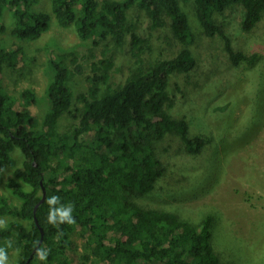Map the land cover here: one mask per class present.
Here are the masks:
<instances>
[{"label": "trees", "instance_id": "16d2710c", "mask_svg": "<svg viewBox=\"0 0 264 264\" xmlns=\"http://www.w3.org/2000/svg\"><path fill=\"white\" fill-rule=\"evenodd\" d=\"M38 1L0 0V18L13 14L12 36L38 40L54 17L51 28H72L86 50L51 52L40 112L34 89L15 92L4 82L5 66L21 65L23 48L0 46V173L10 170L9 194L0 193L5 264H240L213 248V215L192 218L179 205L149 201L163 184L182 197L207 190L206 175L190 180L170 169L173 157L217 161L216 139L178 111L198 86L191 79L199 66L182 2H192L206 38L222 40L228 63L251 71L239 77L245 82L259 53L234 47L224 14L239 7L240 28L250 33L264 0H52L50 13L35 10ZM76 77L85 85L75 92ZM64 115L73 123L63 125ZM61 208L71 209L74 223L49 222Z\"/></svg>", "mask_w": 264, "mask_h": 264}, {"label": "rangeland", "instance_id": "374dc122", "mask_svg": "<svg viewBox=\"0 0 264 264\" xmlns=\"http://www.w3.org/2000/svg\"><path fill=\"white\" fill-rule=\"evenodd\" d=\"M51 4L52 0H39L34 8L50 13ZM182 6L196 33L194 52L199 66L191 79L192 84H198L197 91L189 94V101L178 111L186 112L200 131L204 130L216 139L217 161L208 166L200 163L199 158L173 157L170 169L181 176H189L190 180L196 175H206L207 190L199 193L196 187L190 196L182 197L171 195L167 185L163 184V190L158 188L159 193L149 202L162 207L179 205L180 210L192 218L213 215L215 250L229 253L240 264H264V17L254 31L245 33L240 28L241 9L232 7L225 11L227 33L234 47L248 54L259 53V60L253 68L255 75L241 82L239 77L251 71L244 67L234 69L226 59L222 40L219 37L206 38L201 33L192 2L183 1ZM13 22L12 12L5 10L0 18V46L20 45L23 60L15 69L5 66L4 82L15 92L24 87L34 89L39 100L37 108L42 112L48 106L44 96L48 58L53 53L85 52L86 46L80 44L72 28L53 30L54 17L50 19L49 31L35 41H21L12 36ZM168 37L174 40L171 35ZM124 60L119 57L117 65L123 66ZM82 85H85L83 79L76 77L74 91L82 90ZM71 123L73 120L67 115L62 117L63 125ZM214 149L215 146H209L203 158L213 154ZM14 156L20 160L17 152ZM9 174L8 169L0 173V193L7 195L5 180ZM201 205L207 206L199 207ZM4 222L5 218H0V223ZM75 240L82 252L85 249L83 241L78 237Z\"/></svg>", "mask_w": 264, "mask_h": 264}, {"label": "clouds", "instance_id": "9594fccd", "mask_svg": "<svg viewBox=\"0 0 264 264\" xmlns=\"http://www.w3.org/2000/svg\"><path fill=\"white\" fill-rule=\"evenodd\" d=\"M58 198L57 197H52L49 200V204H55L57 202ZM57 216L59 217V222L64 223L67 222L68 224L74 223V219L71 216V209L70 208H61V209H56L53 212H50L49 214V222L55 223L57 221ZM6 255L2 249H0V264H5L6 261Z\"/></svg>", "mask_w": 264, "mask_h": 264}, {"label": "water", "instance_id": "95a60500", "mask_svg": "<svg viewBox=\"0 0 264 264\" xmlns=\"http://www.w3.org/2000/svg\"><path fill=\"white\" fill-rule=\"evenodd\" d=\"M42 189H43V196H42V199L40 200V202L37 204V205H35V207H34V213H35V211H36V208L38 207V205L44 200V197H45V189H44V187H42ZM34 220H35V222L38 224V222H37V219H36V216L34 215ZM40 231H41V235H43V231H42V229L40 228ZM41 242V241H40Z\"/></svg>", "mask_w": 264, "mask_h": 264}]
</instances>
